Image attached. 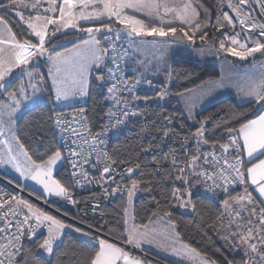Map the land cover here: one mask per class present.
<instances>
[{
    "label": "snow or ice",
    "instance_id": "6c2138e0",
    "mask_svg": "<svg viewBox=\"0 0 264 264\" xmlns=\"http://www.w3.org/2000/svg\"><path fill=\"white\" fill-rule=\"evenodd\" d=\"M206 3L207 0H0V96L3 97L0 99V136H4L6 126L12 131L16 115L29 103H35L45 90V74L38 71L41 58H46L54 104L75 96H87L94 76L101 87L107 85L106 91L114 108L106 113L108 122L99 131L93 132L83 125L87 135L62 120L60 113H55L53 123L61 135L70 132L77 139L71 145L48 147L46 158L39 160L33 159L19 136L12 131L10 138L0 140V145L6 149L0 155V164L11 165L20 177L40 185L48 196L61 197L76 204L69 186L53 177L54 168L67 161L72 169L69 180L73 184L97 183L103 196L121 198L118 205L120 218L116 224L122 231L109 228L106 236L120 239L123 244L141 252H146L144 245H149L192 264H219L185 241L176 231L172 212L160 207L163 200L196 213L192 190L204 185L213 196L223 197L220 203L224 211L201 227L212 229L233 254L231 259L224 257L226 264H264V62L253 64L251 71L240 74L239 70L231 68V62L226 61L230 74L222 71L218 79L209 77L196 88L185 87L175 92L170 90L169 81L174 74L177 78L180 74L175 73L168 63V53L173 45L183 46L190 54L199 56L226 53L241 61L250 57L255 60L257 53L264 56V19L252 15L258 4L259 16L264 17V0H221L218 6H206ZM25 11H28L27 17ZM137 13L144 18H139ZM13 15L18 18L16 24L21 27L26 24L30 30L29 38H17L9 19ZM81 21L85 24L99 22L100 26L84 27ZM114 24L122 27H114ZM237 27L239 31H236ZM67 29H78L87 33L88 38L81 39L72 49L57 51L61 46L54 42L57 34L65 35ZM211 29L220 33L222 38L210 36ZM105 33H112V36ZM101 37L107 46L101 44ZM148 37L153 39L149 41ZM121 40H126L127 48L118 51L117 42ZM141 49H150L151 58L139 61L143 70L129 82L122 73L121 62ZM14 70H19V76H13ZM161 71L166 80L156 85L150 77ZM24 77H27L26 82ZM15 79L20 81L18 87ZM141 84L152 88L154 96L139 95L137 89ZM228 87L236 88L237 98L251 104L252 108L231 113L230 119L216 125L223 126L228 133L226 143L206 138L210 117L200 120V126L190 135L181 137L174 127L167 126L174 124L177 114L160 111L156 115L166 124L160 127L141 125L142 132L158 134L153 135V141L160 140L149 142L140 149L143 153H154L152 162L155 167L152 169L131 154L121 157L99 147L106 143L105 138L110 132L118 131L133 118L139 121L146 117L149 102L154 99L159 106V102L166 101V98L179 97L184 101L187 119L195 120L193 93L198 92L199 99L203 100L215 90ZM135 101H143L145 108L131 110ZM84 112L83 108L79 109L80 118L86 121ZM249 112L254 118L240 122V118L248 116ZM4 115L7 120L2 118ZM231 120L237 121L239 127L231 126ZM73 122H78L75 116ZM179 127L182 129L184 123L181 122ZM164 138L172 139L178 147L170 146L167 154L157 158L155 153L164 146ZM39 139L44 140L43 137ZM190 141L195 142L194 151L189 147ZM209 143L213 149L218 147L219 153L201 152V145ZM65 148L67 155H64ZM90 168L100 173L98 179L92 176ZM177 181L180 186L172 187L170 192L161 190L159 197H151L157 205L156 210L138 222L134 206L137 193L154 192L165 182L175 185ZM237 187L242 190L236 191ZM253 191L258 196H254ZM90 207L95 213L100 205L96 203ZM0 211L3 224L0 226V264H29V256L47 260L55 254L64 230L72 227L22 197L11 196L0 203ZM81 223L86 221L81 220ZM160 224L166 227L161 229ZM88 227L102 231L98 224L89 223ZM75 231L89 235L81 228H75ZM38 236L42 239H36ZM95 239V246L81 251L83 264H152L151 260L133 255L107 238ZM26 242H32L31 246Z\"/></svg>",
    "mask_w": 264,
    "mask_h": 264
},
{
    "label": "trees",
    "instance_id": "16d2710c",
    "mask_svg": "<svg viewBox=\"0 0 264 264\" xmlns=\"http://www.w3.org/2000/svg\"><path fill=\"white\" fill-rule=\"evenodd\" d=\"M12 22L13 31L17 32L18 39L29 38V31L23 25L16 24L17 18L13 15L9 18ZM178 26V25H176ZM81 34V32H78ZM210 36L219 37L220 33L216 32L215 29L210 30ZM74 32L66 33L65 35L57 36V40L54 42L67 41L63 46L58 47L56 50L69 47L76 42L80 41L81 38L77 39L74 37ZM73 38L68 39V38ZM33 39V38H32ZM33 41H35L33 39ZM254 61L253 58H249L246 61L234 59V63L245 65ZM255 61H263L264 56L256 54ZM175 73H179L180 76L177 78L174 74L173 79L170 80V90L180 91L183 88H195L202 81L207 80L209 77L217 78L220 74L219 67L214 62L199 63L188 57H181L174 59L171 63ZM185 74H187L185 76ZM46 79V76H45ZM159 82V81H156ZM161 82V81H160ZM107 85L101 87L97 85L94 76L90 82L89 94L86 96L88 101L86 106V117L87 124L93 132L99 131L100 128L108 122L106 113L109 109H112L111 103L108 99L106 91ZM43 100L34 104L32 107L26 109L16 121L15 133L19 136L20 142L25 145L28 149L29 154L32 155L33 159L39 160L40 158H46L45 153L48 147H59L55 136L52 131V117L53 114L58 110H64L66 108H56L53 103V94L48 86L46 79L45 90L43 91ZM176 96L166 98V101L159 103H149L150 108L147 115L148 125L155 124L157 127L162 125V120L156 113L163 111L164 114H177V120L179 123L183 122L184 127L180 130L186 132L188 135L194 132L198 128L199 121L204 117H210L206 128L208 129L205 136L209 141L220 140L225 143L228 139V133L224 130V127H217L224 119H230L231 113H242L247 109L252 108L251 104L243 102L234 95H226L219 98L215 102L202 108L195 114V120L188 121L184 118L181 108L179 107ZM69 107V106H68ZM145 108L143 106L142 110ZM247 118H254L253 113L249 112L248 116L241 117L240 122H243ZM231 126L239 127V123L235 120H231ZM39 137H43L44 140L41 142ZM148 143L147 134L142 132L137 125L132 123L125 131L116 135L108 144V152L110 154H118L121 157H127L131 154L134 158L138 157V161L142 165H147L150 170L153 167L149 165L147 156L140 151L141 146H146ZM211 143L203 145L202 148L208 147ZM7 179L22 186L16 180L3 175ZM54 178L59 179L62 183L69 186L70 192L73 191V186L69 180V174L64 163L54 173ZM159 179V176H157ZM174 186H180L179 183L173 185L171 182H165L160 188L154 192L141 191L138 192L134 198V206L137 216V221L145 219L152 211H155L157 205L151 201V197L156 195L159 197L161 190L169 191ZM23 187V186H22ZM31 194L43 198L36 190L32 188L23 187ZM221 198V197H220ZM215 199L214 197H208L202 192V186L199 185L192 190V199L197 204V212L193 213L190 209L180 208L179 206H172L171 204L161 201L160 207L172 212L171 219L176 223V231L179 232L180 236L187 242L191 243L193 247H196L201 252L207 253L209 256L216 259L219 264H226L224 257L227 256L229 259L233 257V254L229 252L223 244V241L219 239L216 233L212 229H202V225L205 222H210L217 214L223 212V208L220 204L221 199ZM126 199V196L124 197ZM121 198H117L115 201L110 202L103 209V219L95 220L91 217H80L78 211L75 208L66 206L63 202H52L53 207L58 210L61 214L73 217L78 220V223H73L66 219L64 216L53 213L51 211L42 209V211L55 216L65 224L72 225L71 228H66L62 239L58 242V247L55 249V254L49 257L47 260H42L39 256H29V264H83V256L81 251L85 248H91L96 245L95 237L113 239L122 242L120 239H114L112 236H106V232L109 228L115 229L117 232L122 231V228H118L116 221L120 218L118 215L120 209L118 207ZM81 220L86 223H81ZM98 224L101 226L102 231H97L95 228L92 230L87 229L88 224ZM75 228H81L83 232H88L89 235L85 236L82 233H77ZM205 231L207 235H205ZM36 239H42V236H38ZM28 246H31L32 242H26ZM67 252V255L64 253ZM133 255L145 258L133 251ZM239 259V255L236 256Z\"/></svg>",
    "mask_w": 264,
    "mask_h": 264
},
{
    "label": "built area",
    "instance_id": "2783aa9c",
    "mask_svg": "<svg viewBox=\"0 0 264 264\" xmlns=\"http://www.w3.org/2000/svg\"><path fill=\"white\" fill-rule=\"evenodd\" d=\"M202 2H203V0H202ZM220 3H221V0H207L206 6H208L209 4L212 6H218ZM225 10H227V9L225 8ZM259 13H260V8H259V5L256 4L255 10L252 12V15L259 18V19H264V17L259 16ZM214 15H215V13H213V16ZM213 23H214V20H213ZM239 30H240L239 27H237L236 31H239ZM105 35L111 37L112 33H105ZM101 40H102V43L104 44V46H107L106 42L103 40L102 37H101ZM117 44H118V51H122L123 48H127L125 40L118 41ZM121 45H122V47H121ZM128 59L129 58H127L125 61L121 62V69H122L123 75L128 78L129 82H131V80L134 77H136L138 74H136L130 70V68L128 67ZM109 64H110V62H109ZM109 66H111V64ZM153 82L156 85H159L161 83V82H156V81H153ZM169 87H170V82H169ZM137 92L141 96H143V95L154 96V90L152 88H149L146 84H141L139 86V88L137 89ZM108 99L111 103L112 109L114 110L113 101L109 98V96H108ZM162 102L163 101H161L159 103H162ZM87 103H88V101L86 98L75 96L73 103L69 107H67L64 110H58L55 113H57V112L60 113V118L62 120L67 121L72 128H75L78 131L83 132L85 135H87V132L85 131V128L83 127V125L86 124L87 127H89V126L87 124V121L82 120L80 118V114H79V109L83 108L85 110L84 116H86ZM149 103H157L158 104V102L155 99L150 101ZM144 105L145 104L143 101H135V102H133V107L131 110H133V111L142 110ZM55 113L53 114V117H52V131H53V135L55 136V138L57 140V143H58L59 147L61 145H71L72 141L76 140L77 138L75 136L71 135L70 132H65L63 135H61L60 130L53 123V121L56 118ZM74 116L76 117V120L78 122H73ZM132 123L137 125L139 127V129L141 130V125H145V126L148 125L147 116L143 117L139 121H137L135 118H133V119L129 120L126 125L121 126L118 131L110 132L108 134V136L105 138L106 143L104 145H100L99 147L108 151L107 148H108L109 142L116 135L120 134L122 131H125L130 125H132ZM162 124H166V122L162 121ZM179 125H180V123L176 119V121L174 122L173 125H167V126L168 127H174L175 130L179 133V135L181 137L187 136L188 134L186 132H183L180 130ZM144 133L147 134L148 143L149 142H153V143L160 142L159 139H157L156 141H153V139H152L153 135H158V134L147 133V132H144ZM164 139H165L164 146L161 149L157 150L155 153L157 158H160L163 155L167 154L169 152L170 146L171 147H178V144L173 143L172 139H168V138H164ZM202 146L203 145H201V147H200L201 152L216 151L217 153H219V151H220L218 147L216 149H213L211 145H209L208 147H205V149H203ZM86 147L87 146H85V148ZM189 147L194 151L195 150V142L190 141ZM67 154L68 153H67V150L65 148L64 149V155H67ZM144 154L148 158L149 165L151 167H155V164L152 162V157H153L154 153L149 152V153H144ZM63 162H64L65 167L67 168L68 174H70L72 171L70 165L68 164L67 161H63ZM102 166L103 165H101L100 167H102ZM166 166H168V165H166ZM85 167H89V165H85ZM120 167L123 168L124 166L121 165ZM90 173L92 174V176L96 177L97 179L99 178L100 173L97 172L95 168H90ZM177 183H179V181H177ZM209 183H211V182L209 181ZM71 184L73 186V191L70 192V194H71L72 200L77 201L76 204H73L69 200H66V199L61 198V197H57L54 199H44V198L37 197V196L31 194L30 192H28L22 186L17 185L16 183L12 182L11 180L7 179L2 174H0V203L8 200L11 196L22 197L23 199L28 200L33 205H37L38 207H40L42 209L51 211V212L59 214V215H62L66 219L70 220L71 222L79 224L80 222H78V220H76L75 218L65 216V215L61 214L58 210H56L53 207L52 202L61 201L66 206H68L70 208H75L78 211V215L80 217H83V218L91 217V218H94L95 220H100V219H103L101 212H103L104 207H106L110 202L115 201L117 198H119V196L115 199H112L111 197L103 196L102 189L99 186V184H97V183H86L84 186L75 185L72 182H71ZM201 186H202V192L204 193V195H206L208 197H214L215 199L220 198V197L213 196V194L211 192H208L204 185H201ZM241 190H242L241 187L236 188V191H241ZM222 198L223 197H221L220 199H222ZM96 203H99L100 207L95 213H93V210L90 207V205H93ZM0 215H2V211H0ZM0 226H3L2 222H0ZM84 227H86L89 230H92L87 226H84ZM126 247L129 248L130 246L126 245Z\"/></svg>",
    "mask_w": 264,
    "mask_h": 264
},
{
    "label": "crops",
    "instance_id": "0c3cea01",
    "mask_svg": "<svg viewBox=\"0 0 264 264\" xmlns=\"http://www.w3.org/2000/svg\"><path fill=\"white\" fill-rule=\"evenodd\" d=\"M44 6L46 7L47 6V4L45 3L44 4ZM24 15H25V17H27V15H28V11H25L24 12ZM33 15H34V13H33ZM139 18H144L143 17V15L142 14H139V13H137L136 14ZM18 19V18H17ZM22 23V22H21ZM81 23V25L82 26H84V27H89V26H100L99 25V22H96V23H94V24H85L83 21H81L80 22ZM24 26L27 28V26H26V24H24ZM113 26H115V27H122V25H116V24H114ZM50 28H51V26H50ZM28 31H30V30H28ZM69 32H74L75 33V35H74V37L75 38H77V39H79V38H81V39H87L88 38V34L87 33H83V32H81V34H79L78 32H80L78 29H67V30H65V33H69ZM59 35H61V34H57V36H59ZM34 40H35V38L34 37H32ZM68 39H73L72 37L70 38H68ZM139 39V38H138ZM147 40H149V41H151L153 38L152 37H148V38H146ZM81 41V40H80ZM80 41H78V42H76L75 44H73V45H71V46H69V47H66V48H68V49H72L73 48V46L74 45H77V44H79L80 43ZM126 41V40H125ZM33 42H36V40L35 41H33ZM66 42L68 43V40L66 41H60V42H57L59 45H61V46H63L64 44H66ZM101 44L102 45H104L103 43H102V40H101ZM126 47H127V42H126ZM63 49L64 48H62L61 50H58V51H63ZM176 49V45H173L172 46V48H171V50H173V53H172V55H168V63L171 65V63H172V61L174 60V59H177V58H181V57H188L184 52H178L177 54L175 53V50ZM147 50H150V49H141L138 53H136V52H133L132 54H131V56L129 57V59H128V67L130 68V70L132 71V72H134V73H136V74H139V72L140 71H142L143 69L142 68H140V65H139V61H141V60H143V59H145V58H147V57H151V55H152V52H151V50L150 51H147ZM147 53H149V54H147ZM177 55V56H176ZM149 57V58H150ZM194 61H196V60H194ZM34 63H35V61H34ZM253 64H259V62L258 61H251L250 63H247V64H245V65H242V64H239V63H236V66H238V67H236V68H238L237 70H240L241 72H245L246 70L247 71H249V70H252V68H253ZM235 68V69H236ZM38 71H40V72H42V73H44L45 74V76H46V79H47V82H48V86H49V88H50V90H51V78L50 77H48L47 76V72H48V67H47V64H46V58H41L40 59V61H39V63H38ZM225 74H230L229 73V70H228V72H226ZM232 75H235L236 73H231ZM220 75H221V71H220V74H219V76L217 77V79L220 77ZM13 76L14 77H17V76H19V70H14V73H13ZM150 78H152L153 79V81H165L166 80V76H165V73L163 72V71H161L160 73H159V75H157V76H155V77H150ZM24 80H25V82L27 81V77H24ZM92 80V79H91ZM91 80H90V82H91ZM14 83H15V86H19V83H20V81H19V79H15V81H14ZM226 91L225 92H220L219 93V95H217V96H220L219 98H221V97H224V96H226V95H234V96H237V90H236V88H234V87H228V88H224ZM29 91H30V89H29ZM52 92V91H51ZM53 94V93H52ZM43 97H44V93L42 92L40 95H39V98H38V100L35 102V103H29L28 105H27V108L26 109H28V108H30V107H32L34 104H36V103H38V102H40V101H42L43 100ZM54 98V97H53ZM176 98V100H177V103H178V105H179V107L181 108V111H182V114H183V116H184V118L186 119V120H188V121H191V120H189V119H187V115L185 114V112H184V109H183V107H182V105H181V103H180V100H179V97H175ZM218 98V99H219ZM0 99H3V97L2 96H0ZM73 99H74V97H72V98H70L69 100H67V101H63L62 103H60V104H55V107L56 108H67L68 106H70L72 103H73ZM242 100V99H241ZM26 109H24V110H22L20 113H18L17 115H16V117H15V121H17V119L21 116V114L26 110ZM196 114V113H195ZM7 115H4L2 118L4 119V120H6V117ZM15 128H16V122H15V124L14 125H12V131H14L15 132ZM12 131H11V133H9L7 136H5L6 134H4V136H0V140H3V139H6V138H10L11 137V135H12ZM245 159L247 160V157L245 156ZM253 162H256V161H253ZM64 163V162H63ZM63 165V164H62ZM250 166V165H249ZM0 174H2V175H5V176H8V177H10V178H12V179H14V180H16L17 182H19L23 187H27L28 186V188H32V189H34V190H36L39 194H41V196H42V191L41 190H38L37 188H35L34 186H32V184L31 183H29V182H26V181H24V180H19V178L16 176V175H14V174H10V172H8L7 170H1L0 169ZM250 191H252V189L250 188L249 189ZM253 195L254 196H258V193H256V192H254L253 191ZM54 198H57V197H54ZM53 198V199H54ZM158 227L159 228H161V229H163V228H165L166 227V225H163V224H160V225H158ZM108 239V238H107ZM109 241L110 242H114V243H116L118 246H123V247H125V249L127 250V251H133V252H135V253H137V254H139V255H141V256H143V257H145V258H147V259H149V260H151L152 261V264H192V262L191 261H189V260H186V259H182V258H179V257H174V256H171L170 254H167V253H165V252H163V251H159V250H157L155 247H153V246H149V245H144V248L145 249H147V251L146 252H141L139 249H135V248H132L131 246L128 248V247H126V244H123L122 242H119V241H116V240H113V239H109ZM59 242V241H58ZM57 242V243H58Z\"/></svg>",
    "mask_w": 264,
    "mask_h": 264
},
{
    "label": "rangeland",
    "instance_id": "374dc122",
    "mask_svg": "<svg viewBox=\"0 0 264 264\" xmlns=\"http://www.w3.org/2000/svg\"><path fill=\"white\" fill-rule=\"evenodd\" d=\"M115 27V26H114ZM215 37V36H214ZM217 39H220V38H222V37H216ZM200 44V42H199V40L197 41V45H199ZM215 47H218V44L215 46ZM147 51H150V50H147ZM175 51V53L177 54L178 52H184L187 56H188V58H191L192 60H196L197 62H199V63H205V62H214V63H216L217 65H218V67H219V71H223L224 73H226V72H228V70H229V64L228 63H226V61H228V62H231V68L232 69H235L236 67H238V66H236V63H234L233 61H234V59H239V58H237V57H232V56H230V55H227L226 53H221L219 56H214V55H207V56H199V55H197V54H195V53H192V54H190L188 51H186L185 49H184V47L183 46H176V49L174 50ZM172 53H173V50H171L170 49V51H169V53H168V55H172ZM147 54H149V53H147ZM177 56V55H176ZM150 57V56H149ZM149 57H147V58H149ZM151 58V57H150ZM259 63L260 62H263V61H258ZM110 65V64H109ZM236 69H238V68H236ZM249 71H251V70H249ZM239 73L240 74H242L243 72H241L240 70H239ZM236 75V74H235ZM215 79H217V78H215ZM196 88V87H195ZM226 90L223 88V89H217V90H215L210 96H208V97H206V98H204L203 100H200L199 99V93L197 92V93H193V95H192V97H191V100H192V102L195 104V107H194V109H193V112L194 113H197V112H199L202 108H204V107H206V106H208L209 104H211V103H213V102H215L216 100H218V98L220 97V96H217V95H219V93L220 92H225ZM84 98H86V96L84 97ZM179 100H180V103H181V105H182V107H183V109H184V101L183 100H181L180 98H179ZM73 101H74V99H73ZM185 114L187 115V113L185 112ZM6 118V120L8 119V117L6 116L5 117ZM12 127V126H11ZM9 133H11V131H9L8 130V127L6 126L5 127V131H4V134H6L5 136H7ZM13 144H14V142H13ZM15 146V145H14ZM6 151V149H5V147L3 146V145H0V155H2L4 152ZM63 164V162L62 163H59L58 165H57V167L56 168H54V170H53V177H54V173L56 172V170L61 166ZM0 169L1 170H7L8 172H10V174H14V175H16L18 178H19V180H24V181H26V182H29V183H31L32 184V186H34L35 188H37L38 190H41L42 192V197L44 198V199H53L55 196H48L47 194H45L44 192H43V189H42V187L40 186V185H37L34 181H32V180H30V179H24L23 177H20V175H19V173H17L16 171H15V169L14 168H12L11 167V165H4V164H0ZM221 204V203H220ZM222 205V204H221Z\"/></svg>",
    "mask_w": 264,
    "mask_h": 264
},
{
    "label": "water",
    "instance_id": "95a60500",
    "mask_svg": "<svg viewBox=\"0 0 264 264\" xmlns=\"http://www.w3.org/2000/svg\"><path fill=\"white\" fill-rule=\"evenodd\" d=\"M96 83H97V85H100L99 82L96 81Z\"/></svg>",
    "mask_w": 264,
    "mask_h": 264
}]
</instances>
